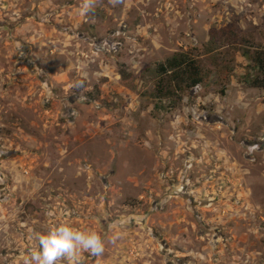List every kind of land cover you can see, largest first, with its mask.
<instances>
[{
  "label": "rangeland",
  "instance_id": "1",
  "mask_svg": "<svg viewBox=\"0 0 264 264\" xmlns=\"http://www.w3.org/2000/svg\"><path fill=\"white\" fill-rule=\"evenodd\" d=\"M260 52L264 0H0V264H264Z\"/></svg>",
  "mask_w": 264,
  "mask_h": 264
},
{
  "label": "clouds",
  "instance_id": "2",
  "mask_svg": "<svg viewBox=\"0 0 264 264\" xmlns=\"http://www.w3.org/2000/svg\"><path fill=\"white\" fill-rule=\"evenodd\" d=\"M88 9L89 4L85 3ZM38 247L29 250L24 264H59L63 259H75L81 252L98 256L105 248V238L94 230H81L68 222H61L38 235Z\"/></svg>",
  "mask_w": 264,
  "mask_h": 264
},
{
  "label": "trees",
  "instance_id": "3",
  "mask_svg": "<svg viewBox=\"0 0 264 264\" xmlns=\"http://www.w3.org/2000/svg\"><path fill=\"white\" fill-rule=\"evenodd\" d=\"M256 66L260 71V77L253 81V87L264 89V53L260 52L256 56ZM160 69L163 73H183L185 72V79L189 80L191 85L196 87L202 83L201 70L195 61L191 60L185 55L173 58L167 62L166 65H161Z\"/></svg>",
  "mask_w": 264,
  "mask_h": 264
}]
</instances>
